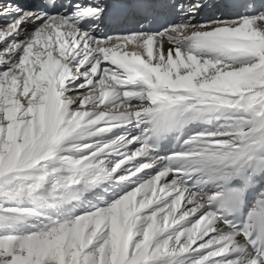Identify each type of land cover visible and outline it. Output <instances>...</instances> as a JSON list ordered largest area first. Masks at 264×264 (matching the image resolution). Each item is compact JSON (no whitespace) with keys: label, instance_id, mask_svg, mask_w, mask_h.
I'll return each instance as SVG.
<instances>
[{"label":"snow or ice","instance_id":"6c2138e0","mask_svg":"<svg viewBox=\"0 0 264 264\" xmlns=\"http://www.w3.org/2000/svg\"><path fill=\"white\" fill-rule=\"evenodd\" d=\"M0 264H264V0H0Z\"/></svg>","mask_w":264,"mask_h":264}]
</instances>
